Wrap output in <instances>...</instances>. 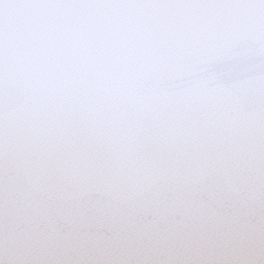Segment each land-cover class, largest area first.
Listing matches in <instances>:
<instances>
[{
  "label": "snow or ice",
  "instance_id": "snow-or-ice-1",
  "mask_svg": "<svg viewBox=\"0 0 264 264\" xmlns=\"http://www.w3.org/2000/svg\"><path fill=\"white\" fill-rule=\"evenodd\" d=\"M0 264H264V0H0Z\"/></svg>",
  "mask_w": 264,
  "mask_h": 264
},
{
  "label": "water",
  "instance_id": "water-1",
  "mask_svg": "<svg viewBox=\"0 0 264 264\" xmlns=\"http://www.w3.org/2000/svg\"><path fill=\"white\" fill-rule=\"evenodd\" d=\"M79 19L80 18L79 17H76V16L71 17L72 22H78ZM59 20L62 22L64 20V18L63 17H60Z\"/></svg>",
  "mask_w": 264,
  "mask_h": 264
}]
</instances>
